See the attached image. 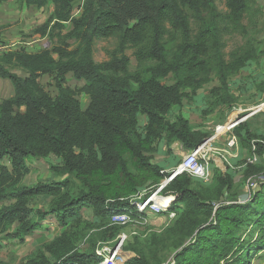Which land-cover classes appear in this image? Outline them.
<instances>
[{
    "label": "trees",
    "instance_id": "1",
    "mask_svg": "<svg viewBox=\"0 0 264 264\" xmlns=\"http://www.w3.org/2000/svg\"><path fill=\"white\" fill-rule=\"evenodd\" d=\"M253 2L224 0L226 11L220 12L215 0H23L54 6L35 31L53 46L0 57V78L13 88L0 103V233L22 244L48 229L43 223L49 219L57 232L20 264L100 263L98 244L123 231L110 224L111 216H136L126 198L140 190V173L156 176L155 185L168 175L150 154L160 143L169 155L174 145L190 151L209 137L180 112L183 101L216 79L202 112L228 113L237 102L230 77L264 59V48H256L243 24ZM66 23L71 29L63 33ZM234 34L244 43L226 54L225 37ZM109 38L116 39L113 50L96 63V42ZM69 75L84 81L81 89L67 86ZM43 76L51 79L55 95L41 85ZM168 77L170 84L163 81ZM78 94L88 98L85 107ZM247 121L231 134L239 150L258 161L243 160L238 181L229 167L214 168L209 185L187 174L175 177L162 191L173 197L171 227L132 236L123 250L134 256L123 264H251L264 250V132ZM51 157L57 163L50 171L60 179L25 185L29 164ZM249 180L254 183L246 186ZM244 188L249 196L242 200ZM37 200L48 203L34 208Z\"/></svg>",
    "mask_w": 264,
    "mask_h": 264
},
{
    "label": "rangeland",
    "instance_id": "2",
    "mask_svg": "<svg viewBox=\"0 0 264 264\" xmlns=\"http://www.w3.org/2000/svg\"><path fill=\"white\" fill-rule=\"evenodd\" d=\"M217 10L220 12H225L226 8L224 6V0H215ZM54 6L49 4L45 7L38 8L34 5H26L23 3V0H7L0 4V57L3 54H9L16 52L18 50H24L27 53H36L43 49H50L53 46L47 36L40 37L36 35L35 31L42 26V24L47 20L50 13L53 11ZM80 4H76L73 9L74 17L80 16ZM243 24L246 27L248 34L254 39L255 46L258 50L264 48V0H254L251 4L247 15L243 21ZM71 29V25H65V31L67 32ZM244 40L240 35H227L225 37V53L229 54L231 51L242 47ZM116 44L115 38H109L107 40H98L94 47L93 58L96 63H100L107 60L106 50H113ZM132 51H127V55L130 58V63L132 69L136 67V61L131 56ZM1 64V63H0ZM11 72L17 74L18 76H25V72L19 68L6 67ZM1 80V78H0ZM165 83L170 84L171 78L163 80ZM41 85L45 90L51 94L55 95L56 91L52 86L51 79L47 76H43L40 79ZM230 83H232V91L237 97V102L235 103L234 110L227 114L225 108H216L215 111L211 114L204 115L203 110L208 106V97L209 91L213 87H217L218 83L216 79H213L212 82L205 85L200 89L194 98L189 100H184L180 112L188 119L190 124L194 129H200L199 131L207 132L209 136L215 134V128L225 124L227 119H241L243 116L252 113V108L259 104L264 99V91H260L262 84L264 83V59H261L258 63L250 66L243 72L238 75H233L230 77ZM234 83L236 85H234ZM84 85V81L75 80L71 75L67 77V86L71 90H78ZM260 85V86H259ZM10 85L7 86V90H10ZM245 90L241 92L240 90ZM5 86L0 84V103L8 95ZM263 96V97H262ZM77 99L85 107L88 103V98L84 94H78ZM178 112L177 108H174L172 114ZM226 114V117L224 118ZM217 115V116H216ZM215 117L217 118L215 120ZM256 118H248L247 122L251 125L254 130L264 132V112H260ZM225 122L222 124V122ZM246 121V120H245ZM210 136V137H211ZM209 137V138H210ZM207 138V139H209ZM226 136L221 137L218 141V148L222 147L223 140L225 141ZM176 146V145H174ZM175 150V151H174ZM173 153L170 154L167 160L172 164L170 167H175L179 164L182 158L185 156L186 152L179 149L178 147L174 148ZM244 150V149H242ZM153 164H159L163 160V156H168L163 148L162 143L157 146V152L150 154ZM247 152L240 153L241 158L237 163L229 166L230 172L236 178V181L239 180V174L243 165V160L248 156ZM174 156V157H173ZM3 163H7V160H4ZM56 158H48L46 160L33 161L29 164L30 173L24 180L25 185H35L40 182H51L59 180L50 171V165L56 164ZM134 173H137L131 168ZM163 170V169H162ZM171 170V169H169ZM169 170H163L168 171ZM226 171L225 169H222ZM139 177H142L139 181L140 190L151 189L155 186V183L158 182V178L153 174L149 173H140ZM193 181H198L202 185H206L209 181L205 182L199 179H193ZM195 181V182H196ZM254 181L249 180L247 185H252ZM72 192L76 191V187L72 186ZM138 191V192H139ZM243 195L241 196L242 200L247 198V190L244 188ZM134 193H137L134 192ZM48 202L41 201L38 203V200L33 203L34 208H40L41 205L45 206ZM171 221L165 215L159 216H147L142 220H137L134 225H126L123 227V232L130 234L131 232H136L137 235H147L148 233H162L166 229L171 227ZM44 229L47 231H40V233H35L32 236H29L27 240L20 244L13 242L11 240L4 239V235L0 233V264H20L22 260L27 257H30L35 253V251L43 244L44 242H49L57 232V227L53 220L49 219L43 223ZM132 239H128L126 246ZM127 255L133 256V253L123 250ZM170 258H168L169 260ZM251 264H264V250L257 252L254 255Z\"/></svg>",
    "mask_w": 264,
    "mask_h": 264
},
{
    "label": "built area",
    "instance_id": "3",
    "mask_svg": "<svg viewBox=\"0 0 264 264\" xmlns=\"http://www.w3.org/2000/svg\"><path fill=\"white\" fill-rule=\"evenodd\" d=\"M234 107L229 112H232ZM228 112V113H229ZM264 112V99L252 108V113L243 116L241 119H224L225 124L217 126L215 128V137L211 136L209 139H205L202 144L194 148L193 150L187 151L181 162L173 167L171 170L162 171L167 173L158 184L153 186L151 189L141 190L129 197L126 200L135 208L134 212L136 216H132L129 213H116L110 218V224L124 227L126 225H134L137 220H142L146 216H159L165 215L168 220L173 221L176 217V213L169 211V207L173 200L172 196H162L164 188L178 176L184 174L189 175L193 179H199L202 181H209L210 179V166L211 158L217 156L219 161L224 164V169L231 165L230 159L238 156L239 147L236 138L232 136L231 131L238 124L244 122L248 118ZM227 113V114H228ZM226 136L225 141L221 148L214 145L216 140H220L221 137ZM258 161L256 155L252 154L245 158V164H254ZM224 172V171H223ZM249 196V192L247 197ZM171 199L170 202L165 203L164 199ZM137 235L136 232L126 234L120 232L117 237L111 242L99 243L96 248V254L101 258L99 264H120L122 260L120 254L123 252L124 245L132 236ZM123 264V263H122Z\"/></svg>",
    "mask_w": 264,
    "mask_h": 264
},
{
    "label": "crops",
    "instance_id": "4",
    "mask_svg": "<svg viewBox=\"0 0 264 264\" xmlns=\"http://www.w3.org/2000/svg\"><path fill=\"white\" fill-rule=\"evenodd\" d=\"M0 84H3L4 86H5V90H7V86H9L10 85V90H7V93H8V95L5 97V99H8V98H10V97H12V95H13V88H12V85H11V83L9 82V80H7V79H1L0 80ZM4 99V100H5ZM3 101V100H2ZM1 101V102H2ZM217 116V115H216ZM217 118L215 117V120H216ZM194 130H200V129H194ZM215 135V134H214ZM214 135H212L213 136V138L215 137ZM211 136V135H210ZM209 136V137H210ZM208 137V138H209ZM223 142H224V140H223ZM214 145L215 146H217L218 147V140H216V142H214ZM176 147H178V146H174V148H176ZM179 148V147H178ZM179 149H181V148H179ZM184 152H187V151H184ZM240 153L242 154V153H245V150H239L238 151V155H239V157L241 158V156H240ZM168 156H163V160H162V162L161 163H159V164H156V165H158L159 167H161L163 170H169V169H172L173 167H170V165L172 164L171 162H169V160H167L168 159V157L170 156L169 154H167ZM174 157V156H173ZM238 157V158H239ZM237 157L236 158H233V159H230V163H233V162H235V161H237V159H238ZM211 166H210V179H209V183H208V185L209 184H213V169L214 168H218V169H220L222 172H223V170L222 169H224V164L222 163V162H220L219 161V159H218V157L215 155V156H213L212 158H211ZM145 217H147L146 215H144ZM128 253H124V251L120 254V258H121V260H122V263H124L125 261H127L128 259H130V258H132L133 256H130V255H127ZM121 262H120V264H122Z\"/></svg>",
    "mask_w": 264,
    "mask_h": 264
},
{
    "label": "bare ground",
    "instance_id": "5",
    "mask_svg": "<svg viewBox=\"0 0 264 264\" xmlns=\"http://www.w3.org/2000/svg\"><path fill=\"white\" fill-rule=\"evenodd\" d=\"M42 4V3H41ZM171 201V199H169V198H166V199H164V202L165 203H168V202H170Z\"/></svg>",
    "mask_w": 264,
    "mask_h": 264
}]
</instances>
